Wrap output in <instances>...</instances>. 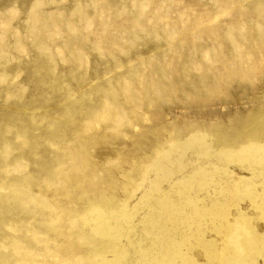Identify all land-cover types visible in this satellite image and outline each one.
<instances>
[{
	"label": "rangeland",
	"instance_id": "rangeland-1",
	"mask_svg": "<svg viewBox=\"0 0 264 264\" xmlns=\"http://www.w3.org/2000/svg\"><path fill=\"white\" fill-rule=\"evenodd\" d=\"M0 264H264V0H0Z\"/></svg>",
	"mask_w": 264,
	"mask_h": 264
}]
</instances>
